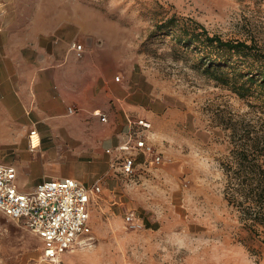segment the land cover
I'll return each instance as SVG.
<instances>
[{
	"label": "rangeland",
	"instance_id": "rangeland-1",
	"mask_svg": "<svg viewBox=\"0 0 264 264\" xmlns=\"http://www.w3.org/2000/svg\"><path fill=\"white\" fill-rule=\"evenodd\" d=\"M173 14L192 17L225 38L264 46V0H0L5 35L30 41L33 32L63 23L56 33L70 47L85 46L81 59L99 58L112 73L114 96H127L152 119L163 155L152 165L139 158L142 170L135 177L117 173L102 181L92 233L64 253L63 264H264V229L246 228L241 209L229 204L224 168L243 139L264 137V108L254 96L241 97L203 74L170 36L153 34ZM73 106L90 129V112ZM74 145L64 141L52 160L92 185L103 176L100 165ZM0 147L1 158L43 169L26 141L16 154L15 144ZM129 211L140 223L127 220ZM41 257V238L0 211V264H46Z\"/></svg>",
	"mask_w": 264,
	"mask_h": 264
},
{
	"label": "crops",
	"instance_id": "crops-1",
	"mask_svg": "<svg viewBox=\"0 0 264 264\" xmlns=\"http://www.w3.org/2000/svg\"><path fill=\"white\" fill-rule=\"evenodd\" d=\"M62 26L63 23L57 25L51 32H33L30 41L14 32L5 35L0 30V146L15 144L12 153L16 154L18 144L26 141V148L43 163V169L37 170L30 161H9L0 156V162L16 165L17 185L22 191L33 190L45 179L70 176L64 173L62 164L52 160L59 156L66 140L75 143L79 155L98 161L103 176L97 180L104 182L116 176L119 172L106 149L127 141L138 128L134 123L138 118L152 121L127 96H114L112 73L102 68L99 58L78 57L72 46L56 33ZM73 105L90 112L94 124L90 129L82 123L81 113H74L79 111L76 107L70 111ZM97 109L107 114L106 121L95 114ZM33 128L38 130V137H33L34 148L28 136ZM146 134L160 152L153 132ZM1 149L0 154L4 153ZM139 158L146 160L145 155ZM142 161H138L141 168ZM34 174L38 177L34 178Z\"/></svg>",
	"mask_w": 264,
	"mask_h": 264
},
{
	"label": "built area",
	"instance_id": "built-area-1",
	"mask_svg": "<svg viewBox=\"0 0 264 264\" xmlns=\"http://www.w3.org/2000/svg\"><path fill=\"white\" fill-rule=\"evenodd\" d=\"M72 48L78 57H83L85 46L74 42ZM120 80V76H117ZM70 107V111H75ZM95 114L106 121V113L97 109ZM138 128L129 139L106 149L112 155V165L127 178L139 175L138 156L145 155V163L156 164L163 155L148 141L146 131L153 127L146 117L134 122ZM30 145L38 130L29 133ZM38 140V139H37ZM18 169L15 164L0 162V211L18 223L30 228L43 242L42 259L50 264H63L62 256L75 245L81 244L92 233V210L95 199L102 191V182L96 180L88 185L74 177H56L37 183L31 191H22L17 185ZM127 220L140 223L135 212L127 213Z\"/></svg>",
	"mask_w": 264,
	"mask_h": 264
},
{
	"label": "trees",
	"instance_id": "trees-1",
	"mask_svg": "<svg viewBox=\"0 0 264 264\" xmlns=\"http://www.w3.org/2000/svg\"><path fill=\"white\" fill-rule=\"evenodd\" d=\"M153 34L170 36L179 54H188L201 72L241 97L254 96L264 108V46L255 39L225 38L203 23L173 14ZM225 197L241 209L246 228L264 229V137L243 139L224 165Z\"/></svg>",
	"mask_w": 264,
	"mask_h": 264
}]
</instances>
